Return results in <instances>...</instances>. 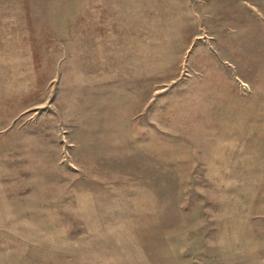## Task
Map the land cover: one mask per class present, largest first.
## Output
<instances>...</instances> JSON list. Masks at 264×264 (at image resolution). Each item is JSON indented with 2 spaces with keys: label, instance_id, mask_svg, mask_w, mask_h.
<instances>
[{
  "label": "rangeland",
  "instance_id": "rangeland-1",
  "mask_svg": "<svg viewBox=\"0 0 264 264\" xmlns=\"http://www.w3.org/2000/svg\"><path fill=\"white\" fill-rule=\"evenodd\" d=\"M0 264H264V0H0Z\"/></svg>",
  "mask_w": 264,
  "mask_h": 264
}]
</instances>
